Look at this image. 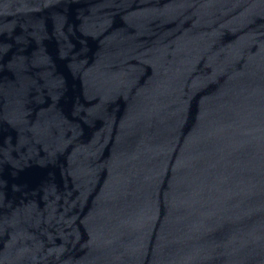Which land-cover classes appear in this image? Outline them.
Segmentation results:
<instances>
[{"label": "water", "instance_id": "95a60500", "mask_svg": "<svg viewBox=\"0 0 264 264\" xmlns=\"http://www.w3.org/2000/svg\"><path fill=\"white\" fill-rule=\"evenodd\" d=\"M0 264H264V0H0Z\"/></svg>", "mask_w": 264, "mask_h": 264}]
</instances>
